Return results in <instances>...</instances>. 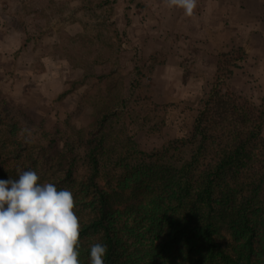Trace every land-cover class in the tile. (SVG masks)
<instances>
[{
	"label": "trees",
	"instance_id": "16d2710c",
	"mask_svg": "<svg viewBox=\"0 0 264 264\" xmlns=\"http://www.w3.org/2000/svg\"><path fill=\"white\" fill-rule=\"evenodd\" d=\"M244 56L241 46L218 56L186 135L106 151L93 131L61 143L45 133L29 165L28 139L0 131V180L56 160L38 183L73 193L80 264L95 243L107 247L104 264H264V108L222 82Z\"/></svg>",
	"mask_w": 264,
	"mask_h": 264
},
{
	"label": "rangeland",
	"instance_id": "374dc122",
	"mask_svg": "<svg viewBox=\"0 0 264 264\" xmlns=\"http://www.w3.org/2000/svg\"><path fill=\"white\" fill-rule=\"evenodd\" d=\"M148 1L0 0V131L28 139L26 164L45 133L61 143L93 131L106 151H147L190 131L218 56L244 39L237 32L214 52L177 25L144 23ZM255 60L237 61L222 82L264 108ZM55 162H41L38 176Z\"/></svg>",
	"mask_w": 264,
	"mask_h": 264
},
{
	"label": "clouds",
	"instance_id": "9594fccd",
	"mask_svg": "<svg viewBox=\"0 0 264 264\" xmlns=\"http://www.w3.org/2000/svg\"><path fill=\"white\" fill-rule=\"evenodd\" d=\"M191 17L197 0H165ZM0 180V264H80V222L73 193L38 183L35 171ZM106 245L90 248V264H104Z\"/></svg>",
	"mask_w": 264,
	"mask_h": 264
},
{
	"label": "crops",
	"instance_id": "0c3cea01",
	"mask_svg": "<svg viewBox=\"0 0 264 264\" xmlns=\"http://www.w3.org/2000/svg\"><path fill=\"white\" fill-rule=\"evenodd\" d=\"M148 4L144 23L151 19L154 24L177 25L192 41H210L216 47L214 52L240 32L244 57H256L250 67L258 74L264 72V0H197L191 17L185 16L183 9L167 7L165 0H149ZM245 44L250 48L245 49Z\"/></svg>",
	"mask_w": 264,
	"mask_h": 264
}]
</instances>
